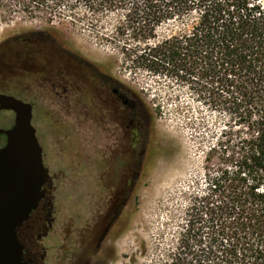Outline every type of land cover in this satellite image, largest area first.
Segmentation results:
<instances>
[{"label": "trees", "instance_id": "obj_1", "mask_svg": "<svg viewBox=\"0 0 264 264\" xmlns=\"http://www.w3.org/2000/svg\"><path fill=\"white\" fill-rule=\"evenodd\" d=\"M75 1L0 0V18L62 16L79 4L121 13L133 68L182 88L224 123L181 244L163 264H264V0Z\"/></svg>", "mask_w": 264, "mask_h": 264}, {"label": "flooded vegetation", "instance_id": "obj_2", "mask_svg": "<svg viewBox=\"0 0 264 264\" xmlns=\"http://www.w3.org/2000/svg\"><path fill=\"white\" fill-rule=\"evenodd\" d=\"M0 49V94L32 107L48 173L38 208L17 232L24 264H47L51 238L62 241L58 264H111L122 235L113 229L150 169L145 109L108 67L51 31L18 34Z\"/></svg>", "mask_w": 264, "mask_h": 264}, {"label": "rangeland", "instance_id": "obj_3", "mask_svg": "<svg viewBox=\"0 0 264 264\" xmlns=\"http://www.w3.org/2000/svg\"><path fill=\"white\" fill-rule=\"evenodd\" d=\"M122 22L121 13H93L82 4L62 16L18 14L0 18V47L18 34L51 31L72 53L101 70L108 67L119 84L132 91L151 124L150 169L113 229L122 235L114 242L111 264H163L165 255L181 244L193 197L205 188L208 153L222 139L224 123L167 79L135 70L124 54V45L132 43L118 31ZM172 29L163 27L159 35ZM4 55L0 49V65ZM87 177L95 183V174ZM61 244L53 238L44 241L50 249L47 264L63 261Z\"/></svg>", "mask_w": 264, "mask_h": 264}, {"label": "water", "instance_id": "obj_4", "mask_svg": "<svg viewBox=\"0 0 264 264\" xmlns=\"http://www.w3.org/2000/svg\"><path fill=\"white\" fill-rule=\"evenodd\" d=\"M32 118L30 105L0 94V264H24L17 232L48 178Z\"/></svg>", "mask_w": 264, "mask_h": 264}]
</instances>
